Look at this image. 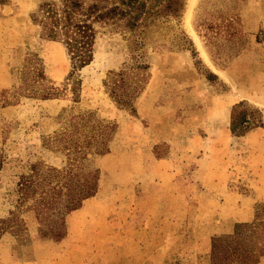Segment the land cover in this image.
<instances>
[{
	"label": "rangeland",
	"instance_id": "374dc122",
	"mask_svg": "<svg viewBox=\"0 0 264 264\" xmlns=\"http://www.w3.org/2000/svg\"><path fill=\"white\" fill-rule=\"evenodd\" d=\"M43 1L0 0V215L21 221L0 264H212L237 223L263 221L264 238V0H106L124 14L77 69L33 20ZM31 66L53 96L27 86ZM76 124L103 128L107 150H75ZM72 163L99 174L78 208L66 188L20 202L24 176Z\"/></svg>",
	"mask_w": 264,
	"mask_h": 264
},
{
	"label": "trees",
	"instance_id": "16d2710c",
	"mask_svg": "<svg viewBox=\"0 0 264 264\" xmlns=\"http://www.w3.org/2000/svg\"><path fill=\"white\" fill-rule=\"evenodd\" d=\"M118 13L124 14L118 6L108 7L106 0H45L33 12L32 18L41 25L47 38L59 40L65 45L73 69H77L90 63L94 58L95 43L99 31L98 24L107 23L111 18L116 17ZM28 74L24 79L27 86L39 84L40 82L44 86L43 90L37 95L43 98L53 96L51 86L44 81L46 77L43 71L35 70V67L31 66ZM118 76H121L120 78L117 77L118 80L123 79L125 81L123 72H119ZM121 86V84L114 86L112 90L116 96H119L121 103L129 106L131 99L126 96V91L123 90L119 93L117 90ZM245 119H242L243 123H245ZM75 129L73 133L75 150L81 148L92 149V147H95L97 152L107 150V139L103 135V128L95 129L93 127L90 134L84 132L82 127L80 129L77 124ZM74 168L75 165L72 163L66 170L49 168L42 174L41 178H35L39 174L38 170L30 176H24L19 183L21 190L20 202L30 196L39 194L37 201L50 207L59 200V197L63 194L61 193L62 189L66 188L68 202L64 204V210L78 208L84 199L97 193L99 174L79 175L73 172ZM53 183H57V185ZM58 183H61V185L58 186ZM11 215L9 217L0 215V236L4 231L13 229V223L18 225L19 229L16 231H20L21 221L19 222L15 212ZM261 223L263 221L258 222V219L253 222L237 223L233 234L213 237L211 247L212 264L258 263L264 255V238L257 231ZM246 229L251 230L250 233L244 234ZM18 233L21 234V232ZM44 235L49 234L45 232ZM65 235L66 230L63 225L51 231V237L56 240H60Z\"/></svg>",
	"mask_w": 264,
	"mask_h": 264
},
{
	"label": "crops",
	"instance_id": "0c3cea01",
	"mask_svg": "<svg viewBox=\"0 0 264 264\" xmlns=\"http://www.w3.org/2000/svg\"><path fill=\"white\" fill-rule=\"evenodd\" d=\"M0 8L2 9V6L0 5Z\"/></svg>",
	"mask_w": 264,
	"mask_h": 264
}]
</instances>
